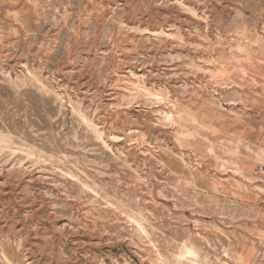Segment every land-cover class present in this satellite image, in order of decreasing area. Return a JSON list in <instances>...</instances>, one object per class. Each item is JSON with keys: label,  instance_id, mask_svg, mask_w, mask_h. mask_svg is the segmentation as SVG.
I'll list each match as a JSON object with an SVG mask.
<instances>
[{"label": "rangeland", "instance_id": "1", "mask_svg": "<svg viewBox=\"0 0 264 264\" xmlns=\"http://www.w3.org/2000/svg\"><path fill=\"white\" fill-rule=\"evenodd\" d=\"M263 153L264 0H0V264H264Z\"/></svg>", "mask_w": 264, "mask_h": 264}, {"label": "bare ground", "instance_id": "2", "mask_svg": "<svg viewBox=\"0 0 264 264\" xmlns=\"http://www.w3.org/2000/svg\"><path fill=\"white\" fill-rule=\"evenodd\" d=\"M263 154H264V153H263ZM184 253H185L187 256H189V257H195V256H196V254H195L192 250H190L189 248H186Z\"/></svg>", "mask_w": 264, "mask_h": 264}, {"label": "built area", "instance_id": "3", "mask_svg": "<svg viewBox=\"0 0 264 264\" xmlns=\"http://www.w3.org/2000/svg\"><path fill=\"white\" fill-rule=\"evenodd\" d=\"M264 176V175H263Z\"/></svg>", "mask_w": 264, "mask_h": 264}]
</instances>
